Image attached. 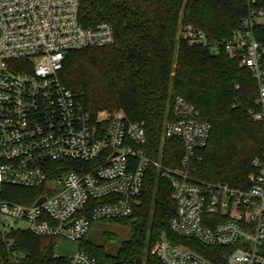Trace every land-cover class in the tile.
Here are the masks:
<instances>
[{
    "label": "built area",
    "instance_id": "obj_1",
    "mask_svg": "<svg viewBox=\"0 0 264 264\" xmlns=\"http://www.w3.org/2000/svg\"><path fill=\"white\" fill-rule=\"evenodd\" d=\"M247 2L249 16L230 37L213 39L190 24L180 25L179 36L211 53L225 51L252 73L260 109L251 114L264 123V48L254 34L257 26L264 27V0ZM80 9L81 0H0V234L5 238L19 228L80 241L94 221L131 215L154 167L172 185L177 213L170 226L176 235L224 249L220 253L228 264H264V152L253 160L248 187L211 183L193 177L189 165L208 144L212 124L184 97L173 98L164 126L165 137L184 143L179 169L149 155L144 127L123 110L92 115L60 73L69 52L110 45L115 29L109 21L83 25ZM68 159L86 166L52 168ZM4 186L43 193L23 204L2 198ZM8 247L0 264L19 263V253ZM152 253L161 264H221L167 237ZM66 264L101 263L80 249Z\"/></svg>",
    "mask_w": 264,
    "mask_h": 264
},
{
    "label": "trees",
    "instance_id": "obj_2",
    "mask_svg": "<svg viewBox=\"0 0 264 264\" xmlns=\"http://www.w3.org/2000/svg\"><path fill=\"white\" fill-rule=\"evenodd\" d=\"M249 13L247 0H81L82 24L111 22L115 41L69 52L61 81L92 115L123 110L144 127L149 155L172 169L182 167L185 147L180 138L165 137L164 126L171 117L173 98L184 97L212 124L208 144L190 162L191 175L211 183L248 187L253 160L264 152V123L251 114L260 109L258 83L238 59L225 51L215 54L206 47L191 46L179 36V28L190 24L205 30L210 38H228ZM254 34L264 48V27L257 26ZM84 166L71 159L52 164L59 171ZM42 193L41 188L4 186L1 197L32 204ZM176 213L170 181L150 167L133 213L109 220L130 230L117 253L87 237L80 240L81 249L101 264H161L152 247L167 237L228 264L220 253L224 249L176 235L170 226ZM105 237L112 239L108 233ZM9 243L21 256L17 264H66V259L54 257L52 238L14 228L5 238L0 234V259L9 255Z\"/></svg>",
    "mask_w": 264,
    "mask_h": 264
},
{
    "label": "rangeland",
    "instance_id": "obj_3",
    "mask_svg": "<svg viewBox=\"0 0 264 264\" xmlns=\"http://www.w3.org/2000/svg\"><path fill=\"white\" fill-rule=\"evenodd\" d=\"M106 233L112 237L109 241L106 240ZM129 236L130 230L128 227L119 225L115 222L97 220L92 223L86 237L96 244L105 246L110 253L116 254L121 241L128 239ZM53 241L54 252L57 253L61 259H66L81 249V242L78 240L59 237L54 238Z\"/></svg>",
    "mask_w": 264,
    "mask_h": 264
},
{
    "label": "water",
    "instance_id": "obj_4",
    "mask_svg": "<svg viewBox=\"0 0 264 264\" xmlns=\"http://www.w3.org/2000/svg\"><path fill=\"white\" fill-rule=\"evenodd\" d=\"M45 200L44 197L40 198L39 201H38V204H40L41 202H43Z\"/></svg>",
    "mask_w": 264,
    "mask_h": 264
}]
</instances>
